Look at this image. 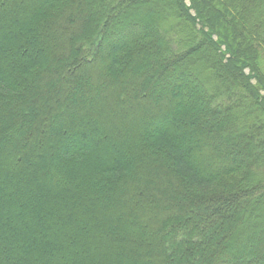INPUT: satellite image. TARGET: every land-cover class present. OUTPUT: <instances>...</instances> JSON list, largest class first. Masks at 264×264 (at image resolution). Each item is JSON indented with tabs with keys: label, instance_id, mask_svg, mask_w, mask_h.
Returning a JSON list of instances; mask_svg holds the SVG:
<instances>
[{
	"label": "trees",
	"instance_id": "1",
	"mask_svg": "<svg viewBox=\"0 0 264 264\" xmlns=\"http://www.w3.org/2000/svg\"><path fill=\"white\" fill-rule=\"evenodd\" d=\"M189 2L0 0V264H264V0Z\"/></svg>",
	"mask_w": 264,
	"mask_h": 264
},
{
	"label": "rangeland",
	"instance_id": "2",
	"mask_svg": "<svg viewBox=\"0 0 264 264\" xmlns=\"http://www.w3.org/2000/svg\"><path fill=\"white\" fill-rule=\"evenodd\" d=\"M184 2H185L186 5H190L189 0H184ZM143 11H144V9L142 8V10H141V15H142ZM190 12H191L192 14H194V11H193L192 9L190 10ZM138 13H139V12H138ZM213 37L216 38L215 35H213ZM104 40H105V39H104ZM104 40H103V41H104ZM104 42H105V41H104ZM223 48H224V46H221V49H223ZM249 71H250V70H249V68H247V67L244 69V73H245V74H248ZM157 81H158V80H157ZM251 82H252V83H255V79L252 78V79H251ZM193 95H195V94L193 93ZM200 259H201V260L203 259V255L200 256Z\"/></svg>",
	"mask_w": 264,
	"mask_h": 264
}]
</instances>
